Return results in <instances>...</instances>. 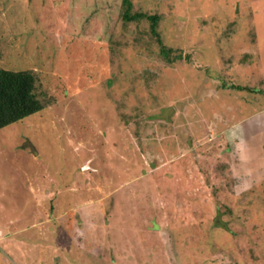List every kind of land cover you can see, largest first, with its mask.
Instances as JSON below:
<instances>
[{
  "label": "rangeland",
  "instance_id": "rangeland-1",
  "mask_svg": "<svg viewBox=\"0 0 264 264\" xmlns=\"http://www.w3.org/2000/svg\"><path fill=\"white\" fill-rule=\"evenodd\" d=\"M130 1L0 0V264H264V0Z\"/></svg>",
  "mask_w": 264,
  "mask_h": 264
},
{
  "label": "trees",
  "instance_id": "trees-1",
  "mask_svg": "<svg viewBox=\"0 0 264 264\" xmlns=\"http://www.w3.org/2000/svg\"><path fill=\"white\" fill-rule=\"evenodd\" d=\"M123 4L124 20L147 19L150 21L151 32L157 40L160 39L156 31L159 19L157 15L132 11L130 0H123ZM158 42L161 43L160 40ZM169 51L170 49L162 46L163 56L169 58ZM35 81L31 71L0 68V129L42 109L43 105L35 92Z\"/></svg>",
  "mask_w": 264,
  "mask_h": 264
},
{
  "label": "crops",
  "instance_id": "crops-1",
  "mask_svg": "<svg viewBox=\"0 0 264 264\" xmlns=\"http://www.w3.org/2000/svg\"><path fill=\"white\" fill-rule=\"evenodd\" d=\"M76 248H77L76 246L75 247L73 246V250H71V251H73V254H75V255L79 254ZM79 262H81L80 259H79Z\"/></svg>",
  "mask_w": 264,
  "mask_h": 264
},
{
  "label": "water",
  "instance_id": "water-1",
  "mask_svg": "<svg viewBox=\"0 0 264 264\" xmlns=\"http://www.w3.org/2000/svg\"><path fill=\"white\" fill-rule=\"evenodd\" d=\"M6 233V229L0 226V235H4Z\"/></svg>",
  "mask_w": 264,
  "mask_h": 264
}]
</instances>
